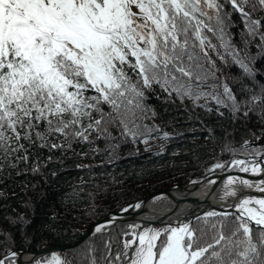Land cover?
<instances>
[{
  "label": "snow or ice",
  "instance_id": "1",
  "mask_svg": "<svg viewBox=\"0 0 264 264\" xmlns=\"http://www.w3.org/2000/svg\"><path fill=\"white\" fill-rule=\"evenodd\" d=\"M233 67L237 74L226 71ZM153 96L190 101L232 125L219 136L206 129L205 139L220 144L218 157H229L205 169L226 174L219 199L238 197L240 186L264 194V130L247 128L264 126V0H0V183L8 170L43 174L49 164L89 155L114 161L129 143L182 137L177 117L164 121L147 103ZM237 125L248 136L239 143ZM229 207L234 212L210 210L163 228L128 224L118 245L105 241L99 264H264V195ZM27 208L0 216V264H18L12 229L26 234ZM130 208L141 203L119 211ZM55 220L40 227L56 232ZM88 253L97 264L95 248ZM33 264L70 262L53 252Z\"/></svg>",
  "mask_w": 264,
  "mask_h": 264
},
{
  "label": "trees",
  "instance_id": "2",
  "mask_svg": "<svg viewBox=\"0 0 264 264\" xmlns=\"http://www.w3.org/2000/svg\"><path fill=\"white\" fill-rule=\"evenodd\" d=\"M226 71L233 74L239 72L235 67ZM147 103L163 114L164 121L173 116L177 117L176 131L184 133L182 137L172 139L163 146L166 150L162 155H156L161 148L145 152L141 148L142 143H129L122 148L119 157L114 161L108 157L89 155L85 159L79 157L68 159L63 165L49 164L43 170V174L28 173L17 176L15 171L8 170L11 171V178L0 183V197H7L6 200L0 198V216L15 217L17 213L25 214L27 205V215L33 221L30 226L25 227L26 234L12 229L14 246L11 250H37L48 244L71 245L80 238L82 230L104 214L119 211L127 203L160 188L203 179L214 174L206 173L205 169L211 167L217 158L222 161L229 159L228 155L218 157L220 144L214 145L211 139H205L208 135L206 129L217 130L215 135L219 136L221 135L219 129L232 127L227 119H218L216 115L205 116L200 112V108L192 109L190 101H185L184 105H180L179 100L175 104H165L153 96ZM185 107L191 109L193 117L198 119L188 120L184 112ZM165 108L169 109L167 113H164ZM154 122L160 124L161 120L157 119ZM213 122L216 124L210 125ZM144 123L151 124L153 121L146 120ZM257 125L250 122L247 128L259 134L262 130L256 131ZM237 127L240 131L235 139L239 143L243 138L242 133L246 135L244 139L248 136L244 127L240 125ZM166 130L173 131L171 127ZM193 146H203L195 148V157ZM169 148L176 150L175 153H168ZM77 165L92 167L82 170ZM53 170L57 175H51ZM162 171L169 173L168 175L172 173L175 175L163 180L160 174ZM69 194L74 195L83 205L81 210L72 209L70 213L66 210L68 205L66 198ZM53 214L56 217L57 231L43 230L40 226L49 223ZM3 252L4 248L0 247V253ZM47 257H50V254L43 258Z\"/></svg>",
  "mask_w": 264,
  "mask_h": 264
},
{
  "label": "water",
  "instance_id": "3",
  "mask_svg": "<svg viewBox=\"0 0 264 264\" xmlns=\"http://www.w3.org/2000/svg\"><path fill=\"white\" fill-rule=\"evenodd\" d=\"M264 143V142H262ZM229 175H240L245 176L246 174L242 173H227ZM226 174H220L219 172H215V174L208 175L203 179L195 181L196 183H176L165 188H160L159 190L153 191L149 193L147 196L138 198L135 201L127 203L123 207H127L128 205H134L138 202L141 203V208L139 210L129 209L127 213L115 211V212H108L104 214V216L100 217L99 219L95 220L93 223L89 224L84 230H82V234L80 238L73 241L71 245H47L37 250H12L19 253L18 257V264H32L34 261L41 259L42 257L52 254L53 252L60 253V252H69L74 248H77L82 245L84 241H87L90 236L94 233V225L100 223H106L108 219L112 217L113 214L117 217L116 223L121 222L123 224L127 223H136L141 222L145 226L152 225L156 227L165 226L168 224H173L174 217L182 207V205H188L193 209L194 207L202 208L201 211H195L194 214H191L185 218H190L198 214H203L208 210H216L217 212H234V208L229 207V205H235L238 203L239 198L247 196V195H264L260 193H255L253 189H245L243 186H240L239 196L238 197H230L229 203L224 205V208L219 207L218 204H214L211 200V195L216 194V190L220 187L223 179L225 178ZM250 178V177H249ZM209 180H216L217 183L215 185H210L208 190L204 196L197 194L205 185L209 184ZM159 198L164 199L166 203L171 204V209L167 212L161 213L157 217L154 218H144V216L149 215L150 212H153L154 203L153 201L159 200ZM122 207V208H123ZM2 258V256L0 257Z\"/></svg>",
  "mask_w": 264,
  "mask_h": 264
},
{
  "label": "bare ground",
  "instance_id": "4",
  "mask_svg": "<svg viewBox=\"0 0 264 264\" xmlns=\"http://www.w3.org/2000/svg\"><path fill=\"white\" fill-rule=\"evenodd\" d=\"M211 184L205 185L204 188H202L197 194L204 196L206 193V190L210 187ZM223 182L221 183L220 187L216 190V194L211 195V200L214 204H218L219 207L224 208V205L230 204L229 200L230 197L221 200L219 199L221 195V190H222ZM154 206L153 207V212H150L149 215L144 216V218H154L160 215L161 213L167 212L168 210L171 209V204L166 203L164 199L159 198V200L153 201ZM202 208L199 207H194V212L195 211H201ZM193 209L189 207L188 205H182L176 216H173L174 221H178L180 219H185V217L194 214ZM127 224H123L121 222L114 223L110 227H106L104 232L100 234H95L93 233L92 236L88 238L87 241H84L81 246L72 249L69 252H63L67 256H69L71 264H89L90 256L88 253V248L89 246H92L95 248V253L94 255L97 258V264L100 262L101 256L105 253V241L111 239L112 242L116 245L119 244V237L122 235V233L127 229ZM156 227V226H153Z\"/></svg>",
  "mask_w": 264,
  "mask_h": 264
},
{
  "label": "rangeland",
  "instance_id": "5",
  "mask_svg": "<svg viewBox=\"0 0 264 264\" xmlns=\"http://www.w3.org/2000/svg\"><path fill=\"white\" fill-rule=\"evenodd\" d=\"M200 112L202 113V114H204L205 116H214V115H216V114H214V113H211V114H209V113H206L204 110H202V109H200ZM216 123L215 122H213V123H211L210 125H215ZM255 126V125H254ZM256 131H258V130H264V126H262V125H260V124H258L257 126H256ZM246 135L244 134V133H242L241 134V137H245ZM165 146L166 144H164V142L163 141H159L158 139H150L149 140V142H148V144L146 145V144H144V143H142V145H141V148H142V150L143 151H145V149L147 148V149H149L148 151H155V150H157L158 148H161V146ZM175 151L176 150H174L173 148H169V149H167V152L169 153H175ZM146 152V151H145ZM158 169V168H157ZM163 172V171H162ZM168 172V171H167ZM161 175H162V178L161 179H163V180H167L168 178H170V177H172V176H174L175 175V173H172V174H170V175H168L169 173H160ZM67 199V203H68V205H67V207H66V210H69V213L72 211V209H74V210H81L82 209V204L79 202V200L74 196V195H71V194H69V196L66 198ZM208 211H210V210H208ZM164 226H161V227H155V228H163ZM60 254V256L64 259V260H66V261H68V262H70V259H69V256H67L65 253H63V252H60L59 253ZM52 254H50V256H51ZM43 258V257H42ZM38 260H40V259H38ZM70 264H71V262H70Z\"/></svg>",
  "mask_w": 264,
  "mask_h": 264
}]
</instances>
